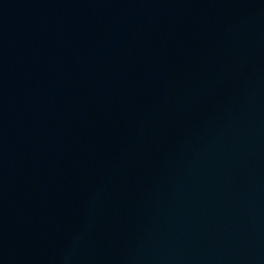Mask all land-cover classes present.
Instances as JSON below:
<instances>
[{
  "label": "water",
  "instance_id": "water-1",
  "mask_svg": "<svg viewBox=\"0 0 264 264\" xmlns=\"http://www.w3.org/2000/svg\"><path fill=\"white\" fill-rule=\"evenodd\" d=\"M0 264H264V0H0Z\"/></svg>",
  "mask_w": 264,
  "mask_h": 264
}]
</instances>
